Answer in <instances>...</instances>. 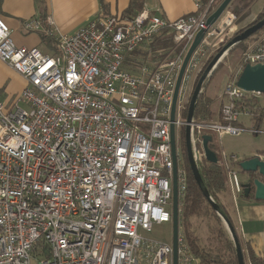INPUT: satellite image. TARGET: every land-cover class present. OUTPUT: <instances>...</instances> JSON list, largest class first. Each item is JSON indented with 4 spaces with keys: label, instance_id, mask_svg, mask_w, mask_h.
Returning a JSON list of instances; mask_svg holds the SVG:
<instances>
[{
    "label": "built area",
    "instance_id": "2783aa9c",
    "mask_svg": "<svg viewBox=\"0 0 264 264\" xmlns=\"http://www.w3.org/2000/svg\"><path fill=\"white\" fill-rule=\"evenodd\" d=\"M170 21L148 11L132 17L100 16L72 35L51 16L24 23L49 37L57 52L19 47L0 17V60L27 82L14 102L0 99V264H173V246L148 239L155 225L173 222L175 127L179 215L189 186L184 155L190 101L197 80L238 20L228 9L212 27L211 0ZM171 120L175 89L197 35ZM156 37L171 39L152 61L139 64ZM216 39V38H215ZM149 48V49H148ZM264 65V33L248 43L232 80L220 95V116L195 121L196 162L204 137L264 135V93L237 86L245 66ZM24 104V106L21 105ZM252 123L241 126L240 118ZM262 119L260 122L259 120ZM215 151V150H214ZM218 164L227 191L244 193L240 159L225 151ZM179 264H200L179 228Z\"/></svg>",
    "mask_w": 264,
    "mask_h": 264
},
{
    "label": "crops",
    "instance_id": "0c3cea01",
    "mask_svg": "<svg viewBox=\"0 0 264 264\" xmlns=\"http://www.w3.org/2000/svg\"><path fill=\"white\" fill-rule=\"evenodd\" d=\"M131 1L103 0V6L99 0H40V2L37 0H0V17L12 30V38L17 46L38 48L49 54L54 49H49L42 39V34L27 32L24 29L26 21L38 17L45 18L49 15L63 34L72 35L79 28L100 16L130 18L125 15V12L129 9ZM255 3L251 6L246 19L238 23L240 30L248 28L263 12L264 0L253 11ZM145 10L166 20L174 21L196 13L197 6L195 0H146L143 11ZM260 35L262 33L255 35L247 43L257 39ZM26 87V80L0 60V99L12 103ZM218 101L222 104L221 99ZM231 154L237 155L241 162L255 156L264 158V145L251 148L240 146ZM241 180L245 183L246 176L241 174ZM221 201L232 218L241 243L245 248L250 247L258 257L264 260V201L255 200L254 194L248 198L244 193L236 201L230 193Z\"/></svg>",
    "mask_w": 264,
    "mask_h": 264
},
{
    "label": "trees",
    "instance_id": "16d2710c",
    "mask_svg": "<svg viewBox=\"0 0 264 264\" xmlns=\"http://www.w3.org/2000/svg\"><path fill=\"white\" fill-rule=\"evenodd\" d=\"M37 1L40 2V0H37ZM99 1L101 5L104 6L103 0H99ZM145 1L146 0H132L129 6V9L125 12V15L130 18L137 16L139 13H141V11H143L145 7ZM222 1L223 0H215L213 4V9H216ZM255 1L256 0H233L228 10L232 11L237 16L238 21L241 22L244 19H246V17L249 14L250 8L255 3ZM199 2L201 3L202 7H206L207 5H209L211 0H199ZM263 18H264V10L258 16V18L256 19L254 23H257ZM254 23H252L251 25H253ZM244 30L245 29H241L239 32L236 33V35L243 32ZM260 32H258L257 34H259ZM42 39L46 42L49 49H52V50L54 49V51L57 52V45L53 40L43 35H42ZM251 39L252 37L245 42L239 43L231 51L232 52L237 51V54L240 55V59H241L243 53L245 52V49L247 48V46L245 45ZM230 40L231 39H229V41ZM225 44L226 43H224L223 46ZM171 46H172L171 39H165V38L161 39V38L156 37V39L151 44L148 45V47L150 48V49L148 48L149 49L148 51L141 50V51H138V53H136L137 62L139 64L148 63L149 61H152L153 59H155L153 58V56L157 55L155 53L156 51L166 49V48L168 49ZM214 57L215 55L211 57V59L207 62L206 67L209 65V63L213 60ZM221 66H223V60L218 65L215 71L220 69ZM206 67L204 68L203 72L205 71ZM203 72L201 73V75L203 74ZM198 80H197V83H198ZM206 83L207 81L205 82L202 93L197 103V107H196L195 115H194L195 121L212 120V117L214 116V114L218 112L219 107H217V103H215L214 99H208L207 97H205L206 96L205 94ZM218 116H220V114ZM261 117H264V112H261ZM259 121L261 122L262 119H260ZM210 148L214 150L213 145L210 146ZM184 155H185L186 166H187L188 174H189V186H188V192H187L186 198L181 205L180 227H181L182 232L184 233L186 244L190 248L192 254L200 261V264H239L237 253H236V247H235L233 238L227 226L225 225L222 218H220L216 214V212L212 209V207L206 200L205 196L203 195L202 191L200 190L198 184L194 180V177L192 175V171L190 169V165L187 159L186 146H184ZM197 164H198V168H199L201 177L203 179V182L207 190L209 191L210 195L213 197L216 203L219 204V206L225 212L227 217H229V219L233 223L229 212L227 211V209L225 208V206L222 204L221 200L219 199V194L221 192L227 191L228 181H227V176H226L224 169L219 164H212L208 162V160L204 157H201V159H199ZM207 213H210V215H212V217L216 220L217 225H218L216 233H217V237L219 239L220 245L214 252L207 251L204 248H202L200 244V239L198 238V236H196L192 228V219L195 217L207 215ZM241 246L243 249L244 259H245L246 264H264V260L258 257L250 247L245 248L242 243H241Z\"/></svg>",
    "mask_w": 264,
    "mask_h": 264
},
{
    "label": "water",
    "instance_id": "95a60500",
    "mask_svg": "<svg viewBox=\"0 0 264 264\" xmlns=\"http://www.w3.org/2000/svg\"><path fill=\"white\" fill-rule=\"evenodd\" d=\"M233 0H223L221 4L214 10L211 16L208 18L207 25L208 27H212L220 20L223 13L229 8L230 4ZM264 29V18L257 23L246 28L243 32L237 34L234 38H232L225 46L216 54L213 60L209 63L206 67L205 71L201 75L196 87L194 89L189 109H188V116H187V127L185 130V146H186V153L187 159L190 165V169L192 171V175L194 180L198 184L200 190L202 191L203 195L205 196L206 200L212 207V209L216 212V214L222 218V220L227 225V228L233 238L236 253L238 258L239 264H246L244 259L243 249L236 232L235 226L227 217L225 212L216 203L213 197L210 195L209 191L207 190L203 179L201 177L198 164L194 158V152L191 142V126L190 124L194 120L195 110L197 107L198 100L202 93L203 87L205 82L208 78L214 73L217 69L218 65L224 59V57L239 43L245 42L251 37H253L258 32ZM205 31H201L195 41L193 42L186 58L182 69L180 71L176 89H175V96L173 102V110L171 120L174 122L175 119V111H176V104L177 98L179 94V90L181 87L182 78L186 67L190 61L191 56L195 52V50L200 45L202 39L204 38ZM237 86L247 92H260L264 93V65L259 64L256 66L247 65L239 75L237 79ZM212 142V137L206 135L204 137V152L205 157L208 162L212 164H218V156L217 154L210 148L209 144ZM171 145H172V152H173V160H174V191H173V250H174V261L173 264H179V245H178V237H179V228H180V215H179V197H178V186H177V169H178V162H177V150H176V138H175V127L174 125L171 126ZM241 168V174L246 176V182L243 184L244 188V195L249 197L251 194H254L255 200L257 201H264V158L259 156H255L253 158L244 160L239 164Z\"/></svg>",
    "mask_w": 264,
    "mask_h": 264
},
{
    "label": "rangeland",
    "instance_id": "374dc122",
    "mask_svg": "<svg viewBox=\"0 0 264 264\" xmlns=\"http://www.w3.org/2000/svg\"><path fill=\"white\" fill-rule=\"evenodd\" d=\"M262 2L263 0H258L257 3H255L254 5L253 11H255L261 5ZM238 23L239 21L237 20L235 24L236 26L231 32L227 31L219 36H215L213 37V40L215 42L224 40V43H227L229 39L234 38L236 36V33L240 31V24ZM260 33H264V30H262ZM247 44L245 46H247ZM239 59L240 55L237 54V51L229 52L223 59V66H221L220 69L215 71V73H213L207 80L205 97H207L208 99H214L215 103H217V107H219L218 112L214 114L212 120H216L219 117L218 115L220 114L222 104L218 100H220V95L224 91L228 82L232 80L233 74L237 69ZM21 105L24 106L23 103H21ZM240 124L241 126L245 127V129H250L252 127V123L246 117L240 118ZM213 136L214 150L218 153L226 151L231 154L240 146H246L251 148L257 147L258 145H264V135H254L249 132L242 133L238 137L230 136L227 134H223L221 138H219L216 134H213ZM228 195V191L221 192L219 194V199L223 200L224 198H227ZM217 226L218 225L216 220L212 217V215H210V213L192 219L193 231L196 236H198V238L200 239V244L202 248L207 251L214 252L220 245L216 233V230L218 228ZM140 233L148 239L159 241L165 244L172 245L173 242L172 223L155 225L151 233H147L142 230H140ZM32 264H39V260L33 259Z\"/></svg>",
    "mask_w": 264,
    "mask_h": 264
}]
</instances>
